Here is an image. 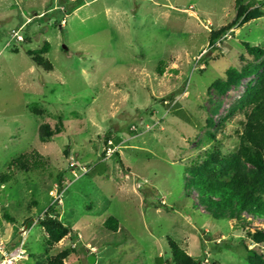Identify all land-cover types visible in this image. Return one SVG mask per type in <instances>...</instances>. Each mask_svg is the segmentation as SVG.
I'll list each match as a JSON object with an SVG mask.
<instances>
[{"label":"rangeland","instance_id":"obj_1","mask_svg":"<svg viewBox=\"0 0 264 264\" xmlns=\"http://www.w3.org/2000/svg\"><path fill=\"white\" fill-rule=\"evenodd\" d=\"M259 2L263 16L232 27L212 50L210 32L232 23L234 0H0V174L25 152L43 160L36 171L11 167L12 179L0 184V235L22 243L23 264L66 248L77 252L64 264H88V256L94 264H167L169 242L202 264L264 256V244L245 236L264 230V217L213 220L184 180V168L215 144L207 133L223 154L239 145L242 115L216 127L255 78L223 96L209 86L239 69L240 56L250 59L242 42L264 48V0L242 4ZM45 43L50 71L29 55ZM59 122L55 136L39 138L41 124ZM102 152L105 173L88 177ZM50 206L73 230L51 250L37 222ZM109 217L116 232L102 226Z\"/></svg>","mask_w":264,"mask_h":264},{"label":"trees","instance_id":"obj_2","mask_svg":"<svg viewBox=\"0 0 264 264\" xmlns=\"http://www.w3.org/2000/svg\"><path fill=\"white\" fill-rule=\"evenodd\" d=\"M234 2L236 14L232 23L210 32L208 46L212 50L213 45L220 41L232 27L238 29L263 16L260 11L263 4L260 2L254 9L243 5V0H234ZM240 45L250 59L240 56L239 60L242 65L239 69L229 71L226 80H216L209 86L218 96H223L232 87H238L241 80L255 78L252 84L248 83L242 96L230 106L227 115L220 120L216 127V130L221 131L227 121L236 115H242L244 122L240 123L242 133L238 136L239 145L235 151L223 154L216 146L218 142L215 141V135L207 133V139L215 144L207 149L201 163H193L184 168V175L187 176L184 178L185 188L195 189L198 192V205L203 207L204 212L213 220L219 221L243 220L242 213L257 218L264 217V48L251 46L247 42H242ZM47 50L48 44L45 43L42 49L29 54L36 67L49 69L47 62L42 57ZM202 58L203 55L199 60ZM164 64L160 62L157 65V74L162 75ZM159 103L165 102L160 100ZM189 124L192 128H200L191 119ZM205 125L213 127L214 124L211 119H207ZM60 129V122L53 127L43 123L39 127V138L46 141L55 136ZM110 138L111 133H106L104 144L110 142ZM104 158L105 153L102 152L99 162L87 171L88 177H99L105 173L107 165ZM42 166L43 160L36 152L20 154L8 163L7 171L0 174V184L7 183L12 179L14 174L11 167L15 168V171L26 173L39 170ZM61 177H58L57 180L58 191L61 188ZM4 218L8 222L12 221L7 216ZM37 222L44 230V243L49 250L73 233L68 225L59 220V214L53 206L48 207ZM102 226L110 232H116L118 221L109 217ZM245 236L254 244H264V230L257 229L251 232L246 229ZM168 247L171 251V261H167V264H202L200 259L196 260L192 256H187L174 242H169ZM76 252L74 248H66L54 256L36 258L35 264H64V260ZM247 263L264 264V256L252 252V256L247 258Z\"/></svg>","mask_w":264,"mask_h":264},{"label":"built area","instance_id":"obj_3","mask_svg":"<svg viewBox=\"0 0 264 264\" xmlns=\"http://www.w3.org/2000/svg\"><path fill=\"white\" fill-rule=\"evenodd\" d=\"M26 259L22 243L13 246L0 235V264H23L22 262Z\"/></svg>","mask_w":264,"mask_h":264},{"label":"water","instance_id":"obj_4","mask_svg":"<svg viewBox=\"0 0 264 264\" xmlns=\"http://www.w3.org/2000/svg\"><path fill=\"white\" fill-rule=\"evenodd\" d=\"M87 262H88V264H94L95 263V258L93 256H88L87 257Z\"/></svg>","mask_w":264,"mask_h":264}]
</instances>
